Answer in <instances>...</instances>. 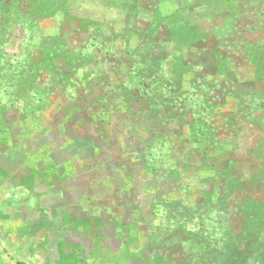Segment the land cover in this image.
Returning <instances> with one entry per match:
<instances>
[{
  "label": "rangeland",
  "instance_id": "374dc122",
  "mask_svg": "<svg viewBox=\"0 0 264 264\" xmlns=\"http://www.w3.org/2000/svg\"><path fill=\"white\" fill-rule=\"evenodd\" d=\"M205 3L214 59H164ZM81 120L97 162L124 150L117 179L78 206L76 252L43 253L70 215L34 196H63ZM40 260L264 264V0H0V264Z\"/></svg>",
  "mask_w": 264,
  "mask_h": 264
},
{
  "label": "crops",
  "instance_id": "0c3cea01",
  "mask_svg": "<svg viewBox=\"0 0 264 264\" xmlns=\"http://www.w3.org/2000/svg\"><path fill=\"white\" fill-rule=\"evenodd\" d=\"M175 9V7H174ZM174 9L168 11V12H162L164 15L174 12ZM212 8L210 5H208L207 3L199 5L195 10H190L186 15H183L181 17L180 20V25H185V26H191L194 28L198 29V35L194 36L193 38H188L187 36H183L180 37L177 35L176 31H170L167 35L166 41H167V45L165 47V49L168 50V52H166V56H164V59H170L171 56L173 55V53L175 51H178L179 53V58H180V63H182L183 65H188L190 66L192 69L193 66H195V68H199L201 67V61L203 59V57L205 58V62L209 63L210 60L212 61L214 59V53L212 51H210L209 49V41L206 38L205 35V24H206V19L208 18V16L211 19H214L212 17ZM218 13V12H217ZM210 19V21H211ZM224 45L223 43L220 44V47H224L222 46ZM234 45V43L232 44V46ZM204 62V63H205ZM137 104V103H136ZM93 116L92 113H90V115L86 116L85 115V121H88L89 119H91V117ZM80 117V116H76V119ZM93 118V117H92ZM84 121V119H82ZM79 121L76 122V124L79 125V128L76 125V133H73V142H76V144L74 143V145L72 146V148H68L69 150L66 151H73V149H75L76 147H81L84 146V152L82 151L81 157H76V168H75V173L73 175L70 176V181L71 183L68 184V187L66 188V190L63 193V196L61 195V199L58 200L55 197L52 198V195L55 190L61 188V185H65V181H63L61 183V177L60 179H56L52 182L53 185L52 187H55L53 190L50 191H36L38 193H36L35 199H45V200H49L48 204H45V206L49 205L50 203L52 204H58L62 207H68L69 209V217H68V221L70 223L66 224L64 218H62L61 216H57L56 220L61 219L62 223H58L57 227H63L64 231H61L60 234H55V233H47V235H49V238L47 239V244H45V249L47 250H43V253H50L51 251H53L54 253H65V254H69L72 252H76V227H75V223H76V212H80L81 208L78 206H81L82 204H85V202L87 204L90 205H95L96 203L91 204V200L94 201L96 199V197H98V193H96V186L97 183L105 184L106 183V179L107 182L111 183L113 180V178L116 175V172H118V159L120 158L121 153L124 151H120L116 153V156L113 158L115 159V161H113L112 157H110V154H108L107 156L111 158V161H109L108 159H103L101 162H97L96 161V150L94 149L95 144H93L92 142L89 143L88 147L86 145H84V141H89L91 139V134L89 133L90 131V125H87L85 123H83V121ZM152 123H158L159 118H157V120L155 118L151 119ZM81 127H86L85 129H83V134H81ZM87 127L89 129H87ZM80 130V131H79ZM79 131V132H78ZM81 134V135H80ZM147 140V141H146ZM148 141L149 138L147 137L144 141H140L137 142V144L140 146L139 148H146V152H147V144L149 143ZM106 147V144H104V149ZM129 151V150H128ZM127 151V152H128ZM145 152V153H146ZM107 153V152H106ZM144 153V154H145ZM123 155V154H122ZM77 156V155H76ZM80 160H85L86 165L82 164ZM121 162V161H120ZM125 163L128 162L124 161ZM117 168V169H116ZM116 169V170H115ZM63 170H59V173H62ZM41 177H42V172H41ZM41 177H37V175H34V185H26V186H21L20 188H23L27 191L31 190V189H38L37 187V182L39 183V181L41 182ZM111 179V180H110ZM117 178L115 177V180ZM67 180V179H66ZM68 180V181H69ZM116 184V182L114 183ZM19 186V185H18ZM70 189V190H69ZM77 190H81L80 193H77ZM102 194V193H101ZM90 197L89 199H91L90 201H86L84 202V199L87 198L88 196ZM91 196H96V197H91ZM85 197V198H84ZM52 198V200H51ZM84 202V203H83ZM20 204H26V202H21ZM77 206V207H76ZM119 219V216H118ZM58 222V221H57ZM109 227V224H105L103 229L107 230ZM106 234V233H105ZM46 235V236H47ZM57 238L60 240H57ZM58 241V242H57ZM57 242V245L55 246L54 244ZM53 244V245H52ZM52 245V246H51ZM101 245L103 247H108L107 245L101 243ZM80 246V245H79ZM44 248V247H43ZM92 247L87 248L86 250L89 251ZM110 248V247H109ZM31 250H34V248H31ZM85 250V248H84ZM113 250V247L110 249ZM30 250H28V253ZM32 253H34V251H32ZM29 263H32L31 260H29ZM25 263L21 262L20 264ZM28 264V262H27ZM34 264H76V260L72 261V262H64V261H60V260H56L53 262H47L46 260H40V262L38 263H34Z\"/></svg>",
  "mask_w": 264,
  "mask_h": 264
}]
</instances>
